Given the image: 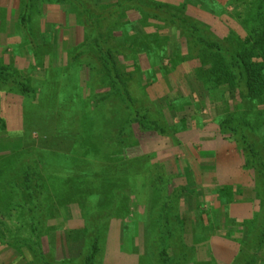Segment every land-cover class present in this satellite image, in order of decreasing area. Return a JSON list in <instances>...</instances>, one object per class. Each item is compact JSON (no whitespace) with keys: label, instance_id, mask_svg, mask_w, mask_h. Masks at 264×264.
<instances>
[{"label":"rangeland","instance_id":"rangeland-1","mask_svg":"<svg viewBox=\"0 0 264 264\" xmlns=\"http://www.w3.org/2000/svg\"><path fill=\"white\" fill-rule=\"evenodd\" d=\"M89 1L114 5L118 0ZM150 1L184 8L187 14L197 18L201 29L211 31L228 46L236 45L226 40L229 30L240 33L245 28L240 21L254 12V4L249 0ZM65 3L0 0V65H6L32 89H40L39 81H45L46 89L43 88L45 93L39 91L35 100L21 93L16 83L0 87V116L6 125L0 128V161L7 160L5 169L10 170H20L27 163L37 164L49 192L46 203L50 206L49 231L56 248L53 259L83 264L78 257L84 244L87 245V219L93 225L103 220L97 213L117 196L113 194L115 187L121 192L119 211L126 212L127 220L133 218L132 223L138 221L139 227L136 229L130 222L123 231L122 216L105 220L107 233L103 236L109 248L104 264H123L124 260L138 264L139 254L143 255L141 264L155 261L148 248L151 244L147 227L158 189L148 178L147 168L157 162L164 163L163 167L174 177L169 184L171 191L180 183L187 188L185 202L189 208H186L185 230L188 240L196 238L191 264H264V245L257 243L248 250V260H237L247 225L260 210L253 175L244 167L233 139L226 138L218 124L230 111L241 108L240 99L227 92V86L221 87L225 94L211 95L197 83L191 70L197 58L190 55L180 29L167 26L139 8H127L116 15L119 27L111 26L104 33L108 44L140 51L134 57L118 53L120 71L127 75V71L139 68L144 93L159 108L168 109V103L177 99L183 107L172 110L171 114L165 110L168 121L162 120L160 125L166 128L168 124V131L173 125L170 135L141 131L135 124L128 147L111 150L105 146L109 152L103 150L106 143L101 137L110 135L112 124L101 123L98 114L87 104L85 87L89 73L81 62L87 55L98 57V53L87 51L92 35L87 18L81 17L73 4ZM24 13L27 14L25 24ZM99 23L107 26L102 21ZM75 57L82 65L73 63ZM259 110L264 111V104L257 106L256 112ZM193 113L198 120H194ZM26 115H29L28 121L24 118ZM24 128L41 145L35 142L27 145ZM114 140H109L107 145ZM14 170L9 174H14ZM11 175L0 173L1 178L6 176L3 183L6 191L0 194V226L7 237H28V233L20 230L23 224L30 229V212L23 209L14 217L6 214L8 202L15 199L16 193L10 183ZM25 204L29 209L32 202ZM190 209H204L202 221L196 220L195 227L189 216ZM106 213L109 214L106 210L102 212V216ZM123 238L125 252L119 244ZM0 264L33 263L25 248L19 251L0 243Z\"/></svg>","mask_w":264,"mask_h":264},{"label":"trees","instance_id":"trees-1","mask_svg":"<svg viewBox=\"0 0 264 264\" xmlns=\"http://www.w3.org/2000/svg\"><path fill=\"white\" fill-rule=\"evenodd\" d=\"M249 1L254 4V12L252 16L245 15L244 19L240 21L245 26L240 33L229 30L230 34L226 40L233 44L236 43V45L228 46L221 39H217L211 31L201 29V23L197 18L187 14L182 7L167 6L150 0H118L114 5H99L89 0H58L62 4H66L65 2L67 5L73 4L81 17L87 18L91 27L92 35L88 39L87 51L91 49L97 52L98 57L87 55L86 58H82L81 62L85 63L83 65H86L89 73L85 87V91L88 93L85 100L92 106L91 110L98 114L101 123L110 122L112 124L110 135L101 137L106 143L102 146L103 150L109 152V149L118 150L128 147L126 144L134 132L135 124L141 131H156L161 135H170L173 133V125L168 128L170 131L166 130L168 124L166 128L160 125L162 120L168 121L165 110H169L171 114L172 110H179L183 107L179 104L181 100L177 99L178 101L168 103V109L159 108L144 93V83L139 68L135 71H127V75L123 70L120 71L118 65L121 62L117 60V54L124 52L126 56L134 57L140 51L123 45L115 47L108 44L107 35L104 33L107 32V28L110 30L119 27L116 15L127 8L136 10L139 8L167 26H176L180 29L186 37L190 55L197 58V61L191 66L197 83L211 95L219 92L225 94V90L221 87L227 86V92L240 99L241 108L230 111L223 120L219 119L218 124L224 136L231 137L235 142L236 148L244 160V167L248 168L253 175L254 189L260 200V210L247 225L246 238L241 242L237 254V260L241 261L249 259L250 256L246 257V254L256 243L261 247L264 245V111L256 112L257 106L264 104V0ZM26 17L27 14L24 13L22 15L24 24L27 20ZM99 21L104 22L107 26L103 27ZM102 28H105V31ZM154 47L157 48L155 45ZM77 62L82 65L80 61L76 60V57L73 58V63ZM0 82V87L16 83L20 87L21 93L28 94L29 97L33 96L35 100L38 99L36 97L39 91L44 92L45 81H39L40 89H32L15 73H11L6 65H0ZM5 89L9 91L8 87ZM195 115L196 113H193V118L196 117ZM28 117L29 115L24 116L27 121ZM195 119L198 120V117ZM0 128H6L1 116ZM30 136L24 128L25 143L27 145L33 142L37 143L32 133ZM112 138L115 140L107 145V142L109 143ZM105 146H108L109 149ZM37 152L41 153L42 151L38 150ZM7 163L8 161L5 159L0 161V173H5L6 176L11 175L9 172L14 170L5 169L8 166ZM111 163L109 164L113 166ZM36 165V163L32 165L27 163L22 169L14 170L15 173L10 176V183L16 191L15 199L8 202L9 206L6 210V214L11 217L17 216V213L23 209L30 212V229L25 228L23 224L20 230L21 233L25 231L29 235L28 237H7L0 226V243L10 245L19 251L25 248L29 251L33 264H68L64 259H53L56 255V248L52 243L53 238L49 231L51 229L48 223L50 206H48L49 203H46L49 199V192ZM164 165V163L153 162L147 168L148 178L156 183L158 189L156 202L149 211L151 223L148 222L147 227L151 244L148 248H150L151 257L155 260L150 264H191L195 254L196 238L188 240V232L186 233L185 230V219L188 216L186 208H189L185 202L187 188L180 183L175 184L176 188L171 191L169 184L173 183L174 177L168 169L163 167ZM16 175H18V182L17 177L15 178ZM6 176L0 177L1 195L6 191V187L3 186ZM122 191H124L123 188ZM113 194H117V196L111 199L109 204H104L97 213L99 214L98 218L101 217L100 219L103 220L99 219L100 222L93 225L87 219L86 231L88 235H85V242L88 247L84 244L83 251L78 257V259H82L83 264H97L98 258H101L100 264L105 263L104 255L109 248L106 237L103 236L107 233L105 220L122 216L121 218L124 219L122 221L123 231L132 223L133 218L127 220L128 216H124L126 212L119 211L122 207L118 202L121 192L114 187ZM26 201L28 204L29 201L32 202L29 209L25 208ZM105 210L109 214L106 213L102 216V212ZM202 210L204 209L188 211L193 227L198 223L196 220L201 223ZM216 213L214 214L216 215ZM208 216L210 217V215ZM225 217L227 218L226 213ZM135 222L138 223V221ZM137 223H132L136 229L139 227ZM124 238L119 243L120 250L123 252L127 250L123 247ZM142 257L143 255L139 254L138 264H141ZM122 262L123 264H133V262L125 260Z\"/></svg>","mask_w":264,"mask_h":264},{"label":"crops","instance_id":"crops-1","mask_svg":"<svg viewBox=\"0 0 264 264\" xmlns=\"http://www.w3.org/2000/svg\"><path fill=\"white\" fill-rule=\"evenodd\" d=\"M33 136H34V135H33ZM23 138H25V137H24V130H23Z\"/></svg>","mask_w":264,"mask_h":264}]
</instances>
